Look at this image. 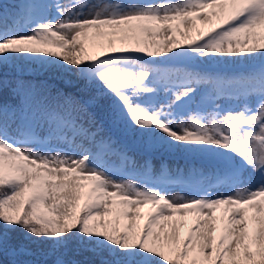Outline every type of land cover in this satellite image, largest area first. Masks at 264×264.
<instances>
[{
	"label": "snow or ice",
	"instance_id": "obj_1",
	"mask_svg": "<svg viewBox=\"0 0 264 264\" xmlns=\"http://www.w3.org/2000/svg\"><path fill=\"white\" fill-rule=\"evenodd\" d=\"M0 264H264V0H0Z\"/></svg>",
	"mask_w": 264,
	"mask_h": 264
},
{
	"label": "rangeland",
	"instance_id": "obj_2",
	"mask_svg": "<svg viewBox=\"0 0 264 264\" xmlns=\"http://www.w3.org/2000/svg\"><path fill=\"white\" fill-rule=\"evenodd\" d=\"M63 3L69 4L71 0H62ZM90 3H95L97 0H89ZM199 24V21H197ZM202 27H207V26H202ZM194 35V34H193ZM159 39V37H158ZM244 62H233V61H201L200 66L203 68H218L222 67L225 69L228 68H235V67H240L243 65ZM160 99L161 101L164 100V94H160ZM218 103H226L224 101H218ZM134 155V158L137 162V164H143L145 156L150 155L152 159V166L153 170L156 174L161 172V165H166L168 169L173 171V174H175L176 169H182L184 170L185 175H187L188 169L191 168L193 165L198 164V158L194 157L192 154H188L183 152L182 150H176V151H165V150H159V151H153L150 153H145L141 151H134L132 153ZM154 154L158 156H154ZM126 179L129 178H135V176L131 173L125 175ZM167 191L173 195V196H179V195H185V196H190L193 194L194 190L188 186L187 184H180V183H170L167 185ZM211 191L216 192V193H222V192H227L230 191V189L216 186L211 189ZM153 210L152 205H145L141 208V211L144 213V219H147L149 211ZM221 214V211L218 209L216 215L219 216ZM180 217H174V219H179ZM185 219L188 221V225H191L194 220L196 219V214L195 213H188L185 217ZM144 221L141 220V223ZM188 231V227L185 226L181 228V235H186Z\"/></svg>",
	"mask_w": 264,
	"mask_h": 264
},
{
	"label": "trees",
	"instance_id": "obj_3",
	"mask_svg": "<svg viewBox=\"0 0 264 264\" xmlns=\"http://www.w3.org/2000/svg\"><path fill=\"white\" fill-rule=\"evenodd\" d=\"M2 2H4V3H12L13 0H2Z\"/></svg>",
	"mask_w": 264,
	"mask_h": 264
},
{
	"label": "bare ground",
	"instance_id": "obj_4",
	"mask_svg": "<svg viewBox=\"0 0 264 264\" xmlns=\"http://www.w3.org/2000/svg\"><path fill=\"white\" fill-rule=\"evenodd\" d=\"M154 156H158V155L154 154Z\"/></svg>",
	"mask_w": 264,
	"mask_h": 264
}]
</instances>
